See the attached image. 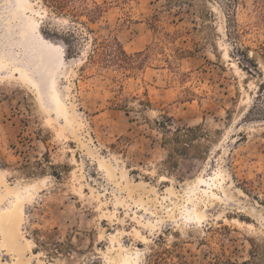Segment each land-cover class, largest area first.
I'll use <instances>...</instances> for the list:
<instances>
[{
  "label": "rangeland",
  "instance_id": "374dc122",
  "mask_svg": "<svg viewBox=\"0 0 264 264\" xmlns=\"http://www.w3.org/2000/svg\"><path fill=\"white\" fill-rule=\"evenodd\" d=\"M87 3L74 17L0 0V215L20 214L0 264H147L164 248L167 264H264V120L249 115L262 79L229 37L235 19L264 76V0ZM41 39H69L70 59ZM114 39L150 50L134 77L88 65L94 40ZM116 76L151 108L115 109ZM177 129L194 131L169 167Z\"/></svg>",
  "mask_w": 264,
  "mask_h": 264
},
{
  "label": "trees",
  "instance_id": "16d2710c",
  "mask_svg": "<svg viewBox=\"0 0 264 264\" xmlns=\"http://www.w3.org/2000/svg\"><path fill=\"white\" fill-rule=\"evenodd\" d=\"M74 2H80L83 5H88L87 0H47V3L51 5V7L56 10L58 13H70L74 17H78V11L74 10L72 4ZM101 12V7L93 2V10H88V21L94 23L95 14ZM231 29H229V37L231 36L234 42L240 44L237 52L240 56L244 58V61L251 66V68L242 67L243 71L246 72L249 76L254 77L255 74L259 76L262 81L258 85L257 95L254 100V104L249 111V115L251 118H255L257 120H264V76L263 73L259 70L257 62L253 57H250V49L249 47H245L242 44V39L244 37V33H247L245 29H241V26L237 23L235 19H232L230 22ZM69 39H64L63 43L65 45L64 53L65 60H69L72 55V45L69 42ZM237 44L235 46H237ZM94 48L91 54L88 55L87 63L91 67V69L101 68L105 70L116 71L118 74H121L122 78H127L129 76H135L136 72L141 69V66L147 62L149 56H151V52L149 49L143 52H138L134 54H128L121 44L116 40H94L93 44ZM147 52V53H146ZM262 60H264V46H260L259 50L256 51ZM122 78L114 77L111 79V83L113 84L114 92V100L113 106L115 109L121 110L125 112L126 115H129L131 112L135 111L138 114H142L144 111L151 108V101L149 100L148 92L145 91L142 95H124V86L122 84ZM135 104V106H131L130 104ZM167 119V117H166ZM159 127L162 128L165 132H168L167 123L164 121L159 123ZM192 129H177L172 137L166 138L164 140L165 145H173L171 152L167 156V165L169 167H173L175 165V155L180 152L178 150L179 145L185 141L187 134L186 132H193ZM177 145V146H176ZM60 246V244H57ZM40 247H45L44 243L39 244ZM58 252V251H57ZM34 253H38L37 250H34ZM255 254H258L257 251H253L254 257ZM167 255H171L169 249H162L161 251H155L151 256L147 258V264H167ZM178 264H182L178 263ZM215 264H238L232 263L229 260L226 261H217ZM241 264H249L248 262H244Z\"/></svg>",
  "mask_w": 264,
  "mask_h": 264
},
{
  "label": "bare ground",
  "instance_id": "6f19581e",
  "mask_svg": "<svg viewBox=\"0 0 264 264\" xmlns=\"http://www.w3.org/2000/svg\"><path fill=\"white\" fill-rule=\"evenodd\" d=\"M40 37V36H39ZM42 38V37H40ZM42 40V39H41ZM44 41V40H42ZM45 43L48 41H44ZM50 47L54 50H57L61 53V61L64 63L65 53L63 49H59L58 46H54L51 43H48ZM19 210H15L14 207L11 209H8L5 213L0 215V230L2 234L7 237L8 235L10 237H13V231L17 228V222L19 218ZM18 218V219H17ZM19 221V220H18ZM19 224V223H18ZM20 225V224H19Z\"/></svg>",
  "mask_w": 264,
  "mask_h": 264
}]
</instances>
